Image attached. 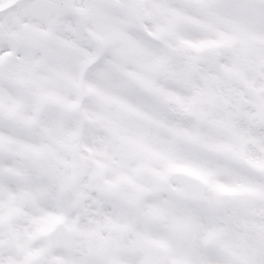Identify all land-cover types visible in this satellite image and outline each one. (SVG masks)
Here are the masks:
<instances>
[{
	"label": "snow or ice",
	"instance_id": "snow-or-ice-1",
	"mask_svg": "<svg viewBox=\"0 0 264 264\" xmlns=\"http://www.w3.org/2000/svg\"><path fill=\"white\" fill-rule=\"evenodd\" d=\"M0 264H264V0H0Z\"/></svg>",
	"mask_w": 264,
	"mask_h": 264
}]
</instances>
